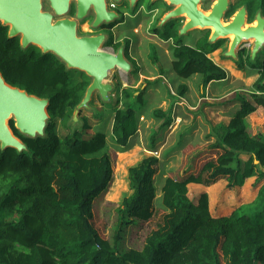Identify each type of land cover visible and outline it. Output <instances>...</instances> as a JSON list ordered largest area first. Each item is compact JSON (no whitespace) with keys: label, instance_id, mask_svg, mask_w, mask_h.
<instances>
[{"label":"trees","instance_id":"1","mask_svg":"<svg viewBox=\"0 0 264 264\" xmlns=\"http://www.w3.org/2000/svg\"><path fill=\"white\" fill-rule=\"evenodd\" d=\"M242 5L247 6L249 21L259 9L264 15V0H237L227 14ZM7 32L0 23V72L10 85L47 98L50 120L44 136L35 138L22 135L11 122L27 149H0V264H264V133L250 134L246 127L248 115L260 110L264 117V54L251 62L246 49L239 51L237 67L257 69L249 98L237 97L240 109L207 135L213 138L209 148L213 157L200 170L196 160L207 151L193 146L188 169L181 177L166 180L163 203L156 211L159 221L143 231L137 248L129 245L128 231L154 215L157 161L144 160L128 168L129 193L113 209L111 220L112 203L97 208L99 200L94 199L112 180L111 152L116 150L104 133L92 132L88 116H82L75 131L67 124L90 79L82 72L75 78L52 53L42 54L35 46L22 50L19 37L8 38ZM208 32L195 45L171 46L172 70L186 80L200 74L204 87L227 76L208 56L225 41L209 43ZM173 35L167 31L165 39ZM125 43L126 57L134 66L129 41ZM120 44L110 38L106 45L117 49ZM118 88L111 138L124 149L137 132L136 113L143 101L141 91L131 100L137 91ZM185 89L181 83L177 91L182 95ZM163 118L164 126L173 122L170 113ZM252 176L256 179L251 188H258L252 201L211 214L206 187L225 180L226 190L236 189ZM190 184L201 186L200 191H190ZM95 215L100 216V226ZM108 228L104 239L100 231Z\"/></svg>","mask_w":264,"mask_h":264},{"label":"rangeland","instance_id":"2","mask_svg":"<svg viewBox=\"0 0 264 264\" xmlns=\"http://www.w3.org/2000/svg\"><path fill=\"white\" fill-rule=\"evenodd\" d=\"M213 1L214 0H212V2ZM236 1L237 0H230V5H233ZM208 4L209 3H203L200 7L203 10H208ZM81 23L83 22L81 21L78 26L79 35H89L94 33L95 30L88 29L86 21L83 28L80 26ZM143 24L142 26H134V22L129 19L124 23H118L117 26L123 28V30H118L116 28L113 29L115 37L117 36L115 43H121L120 45H122V43L126 44L123 42L124 39L130 41L129 46L131 45L133 47L132 49H128V54L129 57L136 63L134 66L139 69V72L137 69V71H134L132 74L115 72L111 78V82L115 85V89L119 87L118 91H122V89L126 87L132 92L137 91L133 93L134 96H132L131 100L135 99V97L139 95L140 91L143 92L142 97L145 99V107L142 110V115L141 113L136 115V134L132 135L129 143L124 146V149H122L123 146H117L111 138L115 104L114 98H116L120 93H112L114 96L110 103H103L99 96L94 94L93 99L89 104V109H83L79 114V118H82V116H88L93 125L92 132L104 133L107 138V143L112 149L116 150L111 152L113 166L112 180L107 188L103 192L99 193L94 199L99 200L97 208H99L100 205L105 204V202L112 203L113 206H108L109 217H111V220L113 209L121 202L124 195L129 193L127 186L128 168L144 160L155 159L157 161V170L154 177L155 189L153 191L152 198L154 208H156V210H154V215L147 221H140L138 225L130 228L128 231L129 245L137 248H139L142 244L143 231L154 228L159 221L160 214L156 213V211L163 203L164 185L166 180L169 178H179L188 169L190 161L187 164V160L190 158L192 153H195L193 146L201 147V149L198 150L201 151V153L207 151L205 152V157H199L196 160L198 170L202 168L205 161L213 157V154H211L212 150L209 149L210 143L213 142V138L209 137V139H207L206 137L213 129L217 130L218 126L226 125L228 123L226 121L229 117L226 118L224 116L222 108H205L203 105H216L222 102L225 98H228V100L224 101L227 102L231 100L230 97L234 95V92H231L233 89L248 90L249 87L245 85V83H247V80H245L247 76L245 75L233 80L230 87L227 88L225 92H219L215 96L210 95L208 92H204L203 95H201L200 87L202 83V76L200 74H194L188 80L179 77L172 70L173 56L171 47L169 49V45L171 44L169 42L165 43L166 36L164 35L160 38L162 42H152L151 39L154 37L149 36V38H151L149 39L144 36L147 25L144 24V26ZM125 25L127 26L124 27ZM167 31H170L171 33L174 32L172 37L173 43H182V41L185 40L187 45L191 46L196 41H203V38L199 39V33L205 30H192L188 34L182 36L179 35V29L177 32L171 30ZM107 35H109V32H107ZM144 37L147 39H144ZM224 41L223 45L217 49V53L214 52L212 54L213 56H211V59H213L215 63H221L218 62V57H220L218 53L225 50L229 45L228 38L224 39ZM105 47H107V50H111L108 45H105ZM246 50L249 52V48H246ZM263 51L264 49L262 52ZM131 55L134 57L132 58ZM128 60L131 62L129 58ZM257 60L259 61L260 59L257 58ZM226 64L232 66L230 62H226ZM233 68L236 69V65H233ZM165 71L172 73L173 76L164 75L162 78L159 77V75H162ZM227 71L229 72L228 69ZM72 72L73 76L78 78L80 71L73 69ZM156 78H160L159 83H163L165 86L159 87L158 79ZM181 82L185 83L188 87V91L185 95H180L176 89ZM252 86L249 91L253 89ZM166 88L169 92L165 91ZM242 93L248 95V93L244 91L237 94L243 96L241 95ZM204 95H206L205 97H208V99L203 98ZM164 101L167 103V108L165 110L162 109V106L166 105ZM178 101L182 103L180 107H182L185 114L177 108L179 107L176 104ZM154 111H160L164 115L156 116ZM169 112H171V119L173 122L168 126H164L163 116L169 115ZM196 112L200 113L199 117H196L195 115L191 117L192 114L190 113ZM197 120L201 123V125H197V135L193 136L192 134L184 137V130L189 126H192V123H197ZM7 122H9V126L11 122L14 124V121L11 119ZM67 124L72 128V131L78 129L77 126L74 127L72 124L70 125L69 120ZM246 127L250 134H255L257 132L264 133V117L260 110L247 116ZM152 140H154V144ZM180 141L181 144H179ZM181 146V149H177ZM186 165L187 167L185 168ZM231 166L236 167V163L233 162ZM255 179L256 177L252 176L243 186L236 189L228 188L226 190L224 188L227 185L225 180H220L217 183L206 187L205 191L209 195V210L211 214L213 216L218 215L223 210L232 208L233 204H241L246 201H252L256 197L258 191V188L255 189V191L251 188ZM189 188L190 191H200L201 186L190 184ZM235 199L237 200L233 202ZM95 216L97 219V223L95 224L100 226V221L98 220L100 219V216ZM108 235L109 228L108 230L100 231V236L104 239H107Z\"/></svg>","mask_w":264,"mask_h":264},{"label":"water","instance_id":"3","mask_svg":"<svg viewBox=\"0 0 264 264\" xmlns=\"http://www.w3.org/2000/svg\"><path fill=\"white\" fill-rule=\"evenodd\" d=\"M113 1L118 3L120 0ZM129 1L132 9L137 0ZM164 1L171 9L161 19L159 27L170 19L184 17V22L178 28L180 36L192 30H209L208 42L215 43L232 34L222 56L235 61L239 59V51L249 48L250 61L255 62L258 53L264 49V15L261 9L249 21L246 5L238 7L226 17L230 0H214L208 10L200 7V3L206 0ZM72 3L76 5L74 16L69 14ZM90 9L94 15L92 28L103 23L123 22L116 12L108 9L106 0H0V23L8 27V38L19 37L22 50L35 46L42 54L52 53L67 70H79L90 79L69 119V124L74 127L82 125L79 114L81 110L89 109L94 94L103 103L112 101L115 85L111 78L115 72L134 71L132 62L126 57V44L123 43L116 50L109 46L111 50H107V33L78 34L79 23L86 18ZM196 26H200V29ZM48 105L47 98L10 85L0 72V149L12 147L19 152L27 149L9 126L7 121L10 119L22 135L43 137L50 119Z\"/></svg>","mask_w":264,"mask_h":264},{"label":"flooded vegetation","instance_id":"4","mask_svg":"<svg viewBox=\"0 0 264 264\" xmlns=\"http://www.w3.org/2000/svg\"><path fill=\"white\" fill-rule=\"evenodd\" d=\"M106 2L108 9L116 12V14H118L119 17L122 18L123 20L122 23L130 19L134 22L135 24L134 26H142L143 23L146 24L147 28L145 30L144 36L148 38L149 36L162 38V36L166 34L168 27H170L169 29H172L173 31L177 32L178 28L181 26V24L184 22L185 19L184 17L170 19L169 21L164 22V24L161 27H159L161 19L171 9L170 6L164 0H156V1L137 0V2L135 3L132 9L129 0H120L118 3L114 2L113 0H106ZM211 2L212 0L202 1L200 5L203 3H209L208 6H210ZM235 10L232 13H230V15H232L235 12ZM75 12H76V5L75 3H72L71 10L69 12L70 16H74ZM230 15L226 14V17H229ZM93 18H94L93 11L90 9L86 18L82 20L83 23H81L80 26L83 28L86 21L88 29L95 30L93 34L109 32V39L111 38L112 41H114L115 43L117 36L115 37V33L113 29L116 28L118 30H121L123 28L119 26L117 27L118 23H108V24L103 23L97 28H92L91 22ZM126 26L127 25H125L124 27ZM205 35H206V30L201 31L199 33V39L204 38ZM209 35H210V31L207 33L208 37Z\"/></svg>","mask_w":264,"mask_h":264},{"label":"crops","instance_id":"5","mask_svg":"<svg viewBox=\"0 0 264 264\" xmlns=\"http://www.w3.org/2000/svg\"><path fill=\"white\" fill-rule=\"evenodd\" d=\"M118 27V26H117ZM121 30H123V29H121ZM144 39H147V38H145L144 37ZM149 39H151V38H149ZM125 41H129V40H127V39H124V41L123 42H125ZM151 41L152 42H162V40L159 38V37H154L153 39H151ZM132 42H134V41H132ZM167 42H169L171 45H169V49H170V47L172 46V45H174V43H173V41H172V38L170 37L169 39H167L166 40V42L165 43H167ZM129 43H130V41H129ZM182 43L183 44H186L187 45V43H186V41L184 40V41H182ZM123 44V43H122ZM193 45V44H192ZM194 45H195V43H194ZM132 47L133 46H129L128 45V49H132ZM223 51L224 50H222V51H220V53H218V55L220 56V57H218L219 59V61L218 62H221V63H215V61L213 60V62L215 63V64H217L218 66H220V67H222L223 69H225L226 70V72H227V76H226V78L225 79H223V80H213V81H210L209 83H207V85L204 87L203 86V84L201 83V87H200V91H201V95H203V93L204 92H208L210 95H213V96H215L217 93H219V92H225L226 90H227V88H229L230 87V84H231V82L233 81V80H235V79H237V78H239V77H242V76H247V78H245V80H247V83H245V85L246 86H249L248 87V90H241V89H233L231 92H234V95L233 96H231L230 97V99L231 100H229V101H227V102H224L225 100H228V98H225L222 102H220L219 104H216V105H207V104H204L203 106L205 107V108H222V111H223V113H224V116L227 118V117H229V119H230V117L233 115V114H235L239 109H240V103L238 102V98H239V96L240 95H238L237 93H239V92H242V91H244V92H247V93H250V91H249V89H250V87L254 84V82L256 81V79H257V77H258V74H257V69L256 68H254V67H249V66H247L246 65V67L244 68V69H242L243 71H240V69L237 67V65H236V62H235V60H231V59H229V58H226V57H223L222 55H223ZM215 53H217V50H215L214 51ZM214 52H212V53H210V54H208V56L211 58V56H213L212 54L214 53ZM264 52V51H263ZM263 52H260V53H258V56H257V58L258 57H261V56H263ZM131 57L133 58L134 56L133 55H131ZM256 58V59H257ZM134 61V60H133ZM135 62V61H134ZM226 62H230L231 64H232V66H230V65H227L226 64ZM136 64V63H135ZM233 65H236V69H234L233 68ZM137 68V67H136ZM135 69V68H134ZM138 69V68H137ZM227 69L229 70V72L227 71ZM134 72V71H133ZM133 72H130V74H132ZM138 72H139V69H138ZM126 74V73H125ZM164 75H171V76H173V74L172 73H169L168 71H165V72H163V74L162 75H159V77H164ZM156 79H158V85H159V87L160 86H165L163 83L162 84H160L159 83V80H160V78H156ZM173 80V79H172ZM188 80V79H187ZM181 83H183V82H181ZM183 84H185V83H183ZM180 85V84H179ZM178 85V86H179ZM186 85V84H185ZM178 88V87H177ZM176 88V89H177ZM114 90L116 91V89L114 88ZM113 90V93H115V91ZM160 91H161V89H160ZM165 91H168L167 90V88L165 89ZM188 91V87H187V85H186V89L184 90V92H183V94L182 95H185V93ZM142 92V91H141ZM169 92V91H168ZM224 95H227V94H224ZM241 95H244L245 97H248V95H246L245 93H242ZM113 96L114 95H112V98H113ZM142 96H143V92H142ZM206 95H204L203 96V98H205V99H208V97H205ZM166 97V96H165ZM234 97V98H233ZM238 97V98H237ZM233 98V99H232ZM144 100V102L141 104V109H140V111L139 112H137L136 113V115L138 114V113H141V115H142V110L144 109V107H145V99H143V97H142V101ZM251 102H252V100L251 99H249ZM165 102V104L166 105H163L162 106V109L163 110H165L166 108H167V103H166V101H164ZM179 107H177L178 109H180L181 110V112H183L184 114H185V112H184V110H182V107H180L181 106V104L182 103H180V101H178L177 103H176ZM170 113V117H171V112H169ZM190 114H192L191 115V117H193V115H195L196 117H199V115H200V113H198V112H196V113H190ZM156 115V114H155ZM156 116H160V115H156ZM174 117V116H173ZM177 117H179V116H177ZM229 119H227V121L226 122H228L229 121ZM173 121V120H172ZM197 125H201V123H199V121L197 120V123L196 122H194V123H192V126H189L188 128H186L184 131H185V134H184V137L187 135V136H189V135H192L193 134V136H195V135H197V133H198V129H197ZM192 136V137H193ZM184 140V139H183ZM177 149H179V147L177 148ZM223 188V187H222ZM225 188V187H224Z\"/></svg>","mask_w":264,"mask_h":264},{"label":"bare ground","instance_id":"6","mask_svg":"<svg viewBox=\"0 0 264 264\" xmlns=\"http://www.w3.org/2000/svg\"><path fill=\"white\" fill-rule=\"evenodd\" d=\"M196 27H197V29H200V26H196ZM232 37H233L232 34L228 35V39H229V40H230Z\"/></svg>","mask_w":264,"mask_h":264}]
</instances>
